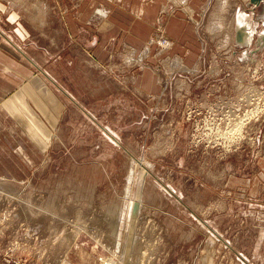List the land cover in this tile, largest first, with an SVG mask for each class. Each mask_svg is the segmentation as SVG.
<instances>
[{
    "label": "rangeland",
    "instance_id": "374dc122",
    "mask_svg": "<svg viewBox=\"0 0 264 264\" xmlns=\"http://www.w3.org/2000/svg\"><path fill=\"white\" fill-rule=\"evenodd\" d=\"M189 1L94 64L87 32L68 50L66 15L89 0H0V264H264V12L210 0L197 45L173 51L167 21ZM104 4L81 21L127 17ZM153 72L158 94L137 84Z\"/></svg>",
    "mask_w": 264,
    "mask_h": 264
},
{
    "label": "crops",
    "instance_id": "0c3cea01",
    "mask_svg": "<svg viewBox=\"0 0 264 264\" xmlns=\"http://www.w3.org/2000/svg\"><path fill=\"white\" fill-rule=\"evenodd\" d=\"M99 1L100 0H89L88 6L86 5L84 7L86 8L85 10H79L78 14L74 16L72 13H67L66 15L69 21L67 26L72 35V40L68 45V50L72 51V53H75V50L78 49V51L81 52V36L82 34L87 32L93 39V41H89L88 44L90 48V54L88 57L92 58H90L89 60L94 64H96L97 62H106V60L112 54V48L109 47V49H107V46L109 45V43L114 41V37H117L119 34H121L120 37L115 40L116 47H119L124 42L130 41L136 46V49L139 50L146 42L149 35H151L150 33L152 32V25L154 24L153 21L159 14L158 12L165 2V0H152L150 4L143 6L144 0H114V2L111 0H102L104 3H106L104 4L105 9H103L102 11L103 14L108 12L107 8L110 9L113 6H120L117 8L118 10L116 14L124 13L127 17H124V21H121L118 18L109 16L110 21H112L113 23H111L108 27H106L107 24H105L106 28H98L97 24L88 21L91 19L92 15L96 13V4ZM209 1L210 0H190L189 6H185V8L187 7L185 9L187 12L178 10L176 11L175 15H170L167 21V30H169V33H173V35H171V33L169 34L175 41L172 48L173 51L179 50V48H181L180 46H183L182 44L188 45L190 47H195L197 45V29H199L200 23L203 19L202 16L206 11L205 6ZM252 7V9H257V11L260 10V14L264 12V3H262L260 6H254L252 4ZM258 7H260L259 10ZM255 13L256 11L254 10V15ZM15 14L16 13H14L12 16L16 17ZM134 14H137L138 16L134 17ZM82 15H84L83 18L87 17V22L81 21ZM260 17L261 15L256 18L259 19V22L264 26V22L262 20L263 18L261 19ZM199 19H201V21ZM20 29H22V26ZM129 29L132 30L133 35H128ZM182 35L183 37H181ZM57 41V46H59L60 40ZM83 45L86 46L84 41ZM183 53L187 54L189 61L195 60L197 56V53L192 49L185 48V52ZM62 56V53L57 54V62L60 61ZM32 60L33 62H35L34 59ZM61 61H64V59H61ZM10 70L11 69H8V71ZM45 72L51 75L50 72ZM33 73L36 72L30 71L28 75L35 76ZM141 76L142 79L139 78L140 80L139 82H137V84L140 86L142 91L145 87L153 93H160L161 87L156 83V76L154 72L148 74L147 77H144V74Z\"/></svg>",
    "mask_w": 264,
    "mask_h": 264
},
{
    "label": "bare ground",
    "instance_id": "6f19581e",
    "mask_svg": "<svg viewBox=\"0 0 264 264\" xmlns=\"http://www.w3.org/2000/svg\"><path fill=\"white\" fill-rule=\"evenodd\" d=\"M180 1H186V0H180ZM224 1V0H223ZM176 3H177V1H176ZM181 3V2H180ZM224 3V2H223ZM184 4H186V3H184ZM223 5V4H222ZM243 7H245V6H243ZM187 8V7H186ZM223 10V9H222ZM229 16H231V15H229ZM254 16V15H253ZM253 16H251V13H247V12H245V11H239L238 12V16H237V18L238 19H236V20H238V23H237V26L238 25H240V26H243L244 28H245V37H246V42L247 43H251V41L253 40V35H254V33H255V30L257 31V26L258 25H253L252 24V19L254 20V18H252ZM218 17H219V15H218ZM217 19V18H216ZM259 20V19H258ZM263 20V22H264V19H262ZM215 23V28L217 27V28H219V27H222V24L224 23V21L222 20V19H218L217 20V23L216 22H214ZM257 23V22H256ZM236 25V24H235ZM236 26V27H237ZM235 31V30H234ZM262 32H264V30H262L260 33H259V35H262ZM235 33V32H234ZM233 37H234V35H233ZM166 42H168V41H166ZM169 43V42H168ZM169 45H171V44H168L167 46H169ZM253 51H254V49H253ZM247 53V52H246ZM236 54V53H235ZM141 56V55H140ZM235 56V55H234ZM142 57H143V55H142ZM131 58V57H130ZM129 58V59H130ZM236 58V57H235ZM135 60H136V58H135ZM134 60V61H135ZM140 61H142L141 59H139ZM138 61V60H137ZM178 64L180 65V67H182V61L180 60V59H174L173 61H172V68H174V67H176V65H177V67H178ZM184 66H185V64H184ZM53 80V79H52ZM55 82V81H54ZM56 83V82H55ZM142 163V161H140V160H138L137 161V163ZM140 163V164H141ZM145 163V162H144ZM146 164V163H145ZM137 166H139V165H137ZM2 178V177H1ZM0 178V179H1ZM2 179H4V178H2ZM215 234V233H214ZM87 240V239H86ZM213 240H214V238H213ZM85 243H89L90 244V246H92L93 248H96L97 246H98V243H97V241H89V240H87V242L86 241H84ZM129 243V242H128ZM128 248H129V246H128ZM103 254H104V252H103ZM100 260H102L103 261V263H109V262H112V256H103V257H101L100 258ZM116 264H119L117 261H116ZM122 264V263H121Z\"/></svg>",
    "mask_w": 264,
    "mask_h": 264
},
{
    "label": "water",
    "instance_id": "95a60500",
    "mask_svg": "<svg viewBox=\"0 0 264 264\" xmlns=\"http://www.w3.org/2000/svg\"><path fill=\"white\" fill-rule=\"evenodd\" d=\"M251 3L254 6H260L262 3H264V0H250ZM236 40L239 45L241 44H248L246 42V37H245V28L243 26L238 25L236 28ZM258 43L260 45L264 44V32H262V35L258 36ZM259 48V47H258ZM258 48L254 49V51H257Z\"/></svg>",
    "mask_w": 264,
    "mask_h": 264
}]
</instances>
